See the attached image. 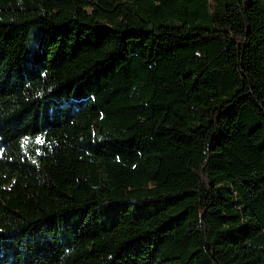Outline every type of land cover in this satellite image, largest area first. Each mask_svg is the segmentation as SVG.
<instances>
[{
    "label": "trees",
    "instance_id": "1",
    "mask_svg": "<svg viewBox=\"0 0 264 264\" xmlns=\"http://www.w3.org/2000/svg\"><path fill=\"white\" fill-rule=\"evenodd\" d=\"M0 264H264V0H0Z\"/></svg>",
    "mask_w": 264,
    "mask_h": 264
}]
</instances>
